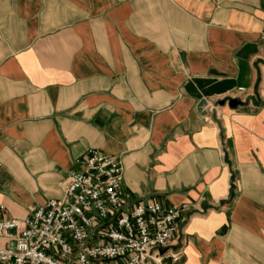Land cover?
<instances>
[{"label": "crops", "instance_id": "0c3cea01", "mask_svg": "<svg viewBox=\"0 0 264 264\" xmlns=\"http://www.w3.org/2000/svg\"><path fill=\"white\" fill-rule=\"evenodd\" d=\"M89 149L180 208L151 264H264V0H0L6 217L61 198Z\"/></svg>", "mask_w": 264, "mask_h": 264}, {"label": "built area", "instance_id": "2783aa9c", "mask_svg": "<svg viewBox=\"0 0 264 264\" xmlns=\"http://www.w3.org/2000/svg\"><path fill=\"white\" fill-rule=\"evenodd\" d=\"M241 90V89H239ZM121 162L96 149L79 156L63 195L36 206L23 220L0 206V264H151L168 254L180 208L134 200L123 190Z\"/></svg>", "mask_w": 264, "mask_h": 264}, {"label": "water", "instance_id": "95a60500", "mask_svg": "<svg viewBox=\"0 0 264 264\" xmlns=\"http://www.w3.org/2000/svg\"><path fill=\"white\" fill-rule=\"evenodd\" d=\"M235 104H236V101H235V100H231V101H230V105H231V106H233V105H235Z\"/></svg>", "mask_w": 264, "mask_h": 264}]
</instances>
